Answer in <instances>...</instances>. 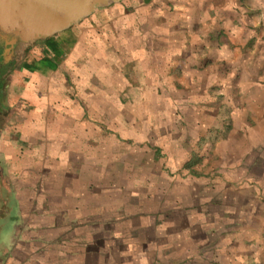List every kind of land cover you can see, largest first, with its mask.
<instances>
[{"label": "crops", "instance_id": "1", "mask_svg": "<svg viewBox=\"0 0 264 264\" xmlns=\"http://www.w3.org/2000/svg\"><path fill=\"white\" fill-rule=\"evenodd\" d=\"M199 1L198 8L203 11V0ZM228 2L214 0L210 9L221 11ZM179 4L178 15L163 14L165 17L161 21L155 22L160 19L157 18L151 22L154 28L162 26L175 40L173 56L162 61L161 71L166 80L163 86L171 79L193 80L201 74V70L190 69L187 63L191 62L183 55L187 47L186 14L190 8L186 0ZM205 9L207 12V7ZM127 11L117 4L98 8L82 20L84 23L79 22L30 44L17 43L10 47L0 41V264H108V256H113L109 264H120L121 260L126 264H264V203L259 199L258 187L243 182L244 189H233L239 176L246 174L247 166L257 164L258 157L247 154L250 143L246 135H261L264 120L257 113L261 106L256 104H264V97H253L249 104L246 103L245 110L250 109L253 116L258 117L255 124L248 123L245 116L238 117L236 128L226 139L208 147L203 156L201 146L198 148L199 137L197 139L190 132L182 119L175 123L176 130L181 133V138L175 142L181 156L180 164L190 174L213 177L209 190L221 193L216 200L182 199L194 208L195 217L191 209L183 207H169L164 211V215L172 218L169 228L171 224H179L184 232L176 234L169 229L164 235L161 261H155L153 247L146 249L133 242H129L124 251L129 250L134 257L125 261L120 254L122 249L118 248L122 246L108 245L106 223L110 221L104 214L92 216L88 201L75 197L76 192L85 189L83 182L73 186L75 175L82 174L83 168L96 162L91 160L93 157L98 160L97 168L102 174L107 171L108 141L122 152L119 143H129L128 138L133 139V127L138 126L146 131L142 129L134 149L141 148L142 153H148L149 147L156 145L147 134V129L156 123V108L146 104L150 116L140 120L130 111L133 103L123 101L125 95L158 93L147 70L146 75L143 72V82H136L126 74V71L137 69L134 68L133 47L129 55H124L120 49L125 45L133 46L134 41V35L129 37L128 33L129 29L132 31L134 17L127 15ZM213 28L219 29L218 26ZM196 37L191 38L192 43L205 41L218 46L208 35ZM17 51L22 56H16ZM155 59L146 57L147 62L155 63ZM191 59L195 61L194 57ZM242 89L243 93L252 90V95L264 93L263 87ZM92 110L100 115L98 129L86 116L85 111L89 114ZM126 116L131 120L128 133L122 123ZM166 116L169 119L166 117L165 122L172 128L173 120L168 110ZM108 125H112V136L106 133ZM240 128H244L242 134L236 130ZM161 145L163 150L168 149L164 140ZM248 157L252 158L251 162L247 161ZM40 159L47 161L52 169L45 174L62 180L56 185L59 188L56 198L50 200L25 193L28 187L38 190L39 168L50 169L46 163L40 165ZM28 174L36 181L28 183ZM242 207L247 208L246 214L238 220V225L232 226L226 216L234 212L232 217L239 218ZM218 209L222 214L217 216ZM95 222L103 226L102 229L92 231L91 227L97 226ZM131 238L134 239V234ZM192 239L197 242L190 243ZM92 255L99 256L97 262L91 260Z\"/></svg>", "mask_w": 264, "mask_h": 264}, {"label": "rangeland", "instance_id": "2", "mask_svg": "<svg viewBox=\"0 0 264 264\" xmlns=\"http://www.w3.org/2000/svg\"><path fill=\"white\" fill-rule=\"evenodd\" d=\"M180 1L123 0L116 3L128 10L127 15L134 17L132 31L129 29L128 32V27L126 28L129 37L134 35L133 46L125 45L120 49L124 55H129V51L133 47L134 68L137 69L134 72L126 71V74L129 77L130 75L134 77L136 82H143V77H145L143 72L145 71L144 74L146 75L147 70L149 77H153L155 88H158V93L154 95H125L123 101L129 100L133 103L130 111L132 110V113L140 120L150 116L147 114L146 104L156 108L154 112L156 123L152 124V128L147 129L148 137L153 138L156 145L152 148L149 147L152 151L149 150L148 153L146 151L142 153L141 148L134 149V142L140 138L143 129L134 126L133 139L128 138L129 143H126L125 139L123 141L126 142L119 143L122 146V152H118V146L115 148L113 142H107V152L110 155L105 162L107 169L105 173L102 174L103 171L97 168L99 166L98 160L93 157L91 160L96 162H91V165L85 164L88 167L83 168L82 174L76 173V179L73 182L75 187L78 186V182L79 184L80 182L84 183L85 189L82 188L76 192L75 197L88 201L92 216L104 214L107 221H110L106 223L108 245L110 247L122 246L118 248L122 249L120 254L125 261L134 257L132 256L134 254H130L129 250L124 251L129 242L137 243L146 249L153 247L156 251L155 261L163 259L164 235L168 234L169 229H171L170 232L176 234L184 232L179 228V224H171V228H169L168 223L171 222L169 220L172 218L164 215L166 209L169 207L171 209L175 207L177 209L179 207L191 209L193 212L190 213L195 217L197 213L194 208L186 205L182 199L188 200L198 197L209 201V199L216 200L220 197L219 190L213 193L209 190V184H212L213 177L190 174L180 164L181 156L180 152L177 151L178 144L175 142L181 138V133L176 130L177 125L175 123L181 122L182 119L189 126L190 132L195 134L197 139L199 137L198 148L201 146L200 152L203 156L208 147H213L216 142L226 139L228 133L236 128L238 117L241 119L245 116L248 123L255 124L254 122L258 120V117L256 119L250 109L249 111L245 110L246 103L249 104L253 97H264V93L252 95V90L249 93L242 91V88L246 86L264 88V0H229L221 11L210 9L214 0H203L201 2L203 11L198 8L199 0H186L189 6L187 8H190V11L186 14L188 20L187 47L184 48L186 50L183 55L189 58L191 63H187V65L190 69L201 70V74L193 80L179 81L177 79L174 81L171 79L168 81V85H162L166 82L161 71L162 61L165 57L173 56L174 47L172 45L175 40L173 41L171 35L164 31L162 26L154 28L155 26L153 27L151 22L157 18L160 19L155 22L161 21L165 17L163 14L178 15L177 8L183 0ZM205 6L208 9L207 12H205ZM217 6L220 8V5L217 4ZM80 22L82 24L85 21ZM215 26H218L219 29H214ZM207 30H209L208 34H206ZM97 33L99 34V32ZM203 35L210 36L216 44L218 43V46H211L205 41L200 44L198 39H196L198 42L192 43L191 38L194 39L198 38L196 36ZM21 54L19 55L18 51L15 52L18 57L22 56ZM147 56L155 57L156 62L153 63L150 60V63L147 62ZM191 57H194L196 62ZM174 85L177 86V89L173 88ZM263 105L256 104L257 107L261 106L257 113H259V117L263 116L264 120ZM166 109L173 120L171 122L172 128L165 122ZM96 111L93 112L92 110L89 114L87 111L85 112L86 116H89L97 127L100 124V115L95 113ZM125 113L127 114V112ZM167 118L169 119V116ZM130 122L131 120L127 116L123 118V129L126 133H128L127 130H130ZM110 126L112 125H108L106 128L108 136L113 135V129ZM247 128L249 127L247 126ZM100 129L102 130V128ZM241 129L244 128L236 130L242 134ZM261 129V135L254 133V135H250V133L246 135V141L248 144L250 143L247 154L251 153L252 155L249 156L252 158L253 154L256 158L258 157L255 159L257 164H251L250 167L245 165L247 166L246 174L239 176V180L235 184L237 189H233L236 191L244 189L243 182L249 185H257L259 199L262 200L263 204L264 126ZM144 130L146 131V128ZM236 134L239 135L238 132ZM163 140L168 145V149H162L161 142ZM136 152L138 155H135ZM150 154H154V158ZM252 158L248 157L247 161L251 162ZM39 161L40 165L42 163L47 164L44 159ZM101 161L103 160L101 159ZM47 165L50 169L39 168L40 186H38V190H30L28 187L25 192L26 195L33 197L34 194H38L39 198L43 197L46 200L56 198L59 189L56 188V185L62 180L55 175L45 174V171L52 170L50 164ZM101 166L104 164L101 163ZM222 177L229 178L225 175ZM33 178L35 177L28 174V183L35 182L36 179ZM229 194L232 195V192L230 191ZM246 209L242 207L239 210L240 217H236V220L232 217L234 212L229 213L228 217L226 216L228 223L232 226L238 225V220H242L246 214ZM220 213V209H218L217 216ZM95 224L97 226H92V231L102 229L103 226H99L97 222ZM133 234L134 239L131 238ZM194 240L197 242L196 239H192L190 243ZM98 257L92 255L91 260L97 262ZM112 257H107L108 264ZM120 264L126 263L121 260Z\"/></svg>", "mask_w": 264, "mask_h": 264}, {"label": "water", "instance_id": "3", "mask_svg": "<svg viewBox=\"0 0 264 264\" xmlns=\"http://www.w3.org/2000/svg\"><path fill=\"white\" fill-rule=\"evenodd\" d=\"M123 0H0V41L12 47L60 33Z\"/></svg>", "mask_w": 264, "mask_h": 264}]
</instances>
